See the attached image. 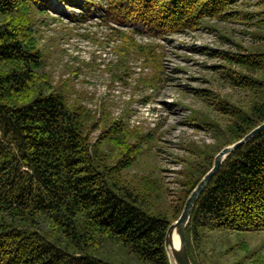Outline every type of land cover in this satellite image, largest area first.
I'll list each match as a JSON object with an SVG mask.
<instances>
[{
  "label": "trees",
  "instance_id": "trees-1",
  "mask_svg": "<svg viewBox=\"0 0 264 264\" xmlns=\"http://www.w3.org/2000/svg\"><path fill=\"white\" fill-rule=\"evenodd\" d=\"M59 2L99 12L116 34L140 27L165 40L216 21L240 25L251 37L247 47L227 40L235 50L209 52L220 61L213 66L219 79L240 99L196 91L213 95L206 99L210 112L193 120L216 144L187 160L175 205L166 207L160 180L124 176L148 140L134 137L121 119L92 142V114L51 84L33 19L45 14L47 0H0V264H169L166 230L216 154L264 123V0ZM121 36L114 75L133 57L149 63L153 53ZM263 231L264 130L232 151L198 196L185 227L187 253L192 264H264V243H233Z\"/></svg>",
  "mask_w": 264,
  "mask_h": 264
},
{
  "label": "rangeland",
  "instance_id": "rangeland-1",
  "mask_svg": "<svg viewBox=\"0 0 264 264\" xmlns=\"http://www.w3.org/2000/svg\"><path fill=\"white\" fill-rule=\"evenodd\" d=\"M47 2L45 14L36 13L33 19L41 33L39 47L46 57L51 84L71 104H80L92 114L96 126L90 132L92 142L121 119L134 137L148 140L146 152L124 176L134 182L144 177L160 180L167 190L165 206H174L187 160L198 158L197 149L208 150L216 144L213 135L193 120L198 112H210L207 104L213 95L206 93L203 98L196 91L240 99L213 68L220 61L208 54L235 50L231 42L247 47L252 42L250 35L240 25L216 21H205L197 31L165 40L142 33L140 27L133 28L136 33L123 30L136 45L150 47L153 53L149 63L141 56L133 57L125 72L114 75L110 64L117 60L115 48L124 44L121 33L106 26L97 11L85 14L75 4ZM209 114L225 128L224 118ZM233 243L259 247L264 243V231L242 233Z\"/></svg>",
  "mask_w": 264,
  "mask_h": 264
},
{
  "label": "water",
  "instance_id": "water-1",
  "mask_svg": "<svg viewBox=\"0 0 264 264\" xmlns=\"http://www.w3.org/2000/svg\"><path fill=\"white\" fill-rule=\"evenodd\" d=\"M264 130V123L253 129L246 136H244L238 142L222 148L214 157L213 165L211 169L206 173V175L200 180L197 186L190 193L188 198L186 199L182 211L173 223L169 225L166 230L165 239H164V249L166 252V256L168 258L169 264H192L186 247V235H185V227L189 221L193 206L203 191L204 187L208 183V181L213 177V175L218 171L222 162L225 158L236 148L242 146L246 143L250 138L258 134ZM177 236V245H174L173 237Z\"/></svg>",
  "mask_w": 264,
  "mask_h": 264
},
{
  "label": "bare ground",
  "instance_id": "bare-ground-1",
  "mask_svg": "<svg viewBox=\"0 0 264 264\" xmlns=\"http://www.w3.org/2000/svg\"><path fill=\"white\" fill-rule=\"evenodd\" d=\"M173 242H174V245H177V236L176 235H174V237H173Z\"/></svg>",
  "mask_w": 264,
  "mask_h": 264
}]
</instances>
